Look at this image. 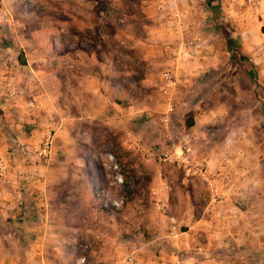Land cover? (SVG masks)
I'll return each instance as SVG.
<instances>
[{
    "label": "crops",
    "instance_id": "1",
    "mask_svg": "<svg viewBox=\"0 0 264 264\" xmlns=\"http://www.w3.org/2000/svg\"><path fill=\"white\" fill-rule=\"evenodd\" d=\"M197 39L191 59L172 58L183 40ZM155 67L164 69L153 77ZM171 67L180 78L174 122L156 147L180 151L189 135L211 182L186 186L175 166L156 168L155 202L138 210L130 233V221L100 204L96 190L66 185L72 174L61 153L44 163L36 152L69 111L166 113ZM0 157L8 167L0 264H115L132 252L137 264H264V4L0 0Z\"/></svg>",
    "mask_w": 264,
    "mask_h": 264
},
{
    "label": "rangeland",
    "instance_id": "2",
    "mask_svg": "<svg viewBox=\"0 0 264 264\" xmlns=\"http://www.w3.org/2000/svg\"><path fill=\"white\" fill-rule=\"evenodd\" d=\"M236 57L241 59L242 56ZM161 69L164 68L155 67L150 74L158 76L163 72ZM153 84L156 87L157 83ZM73 113L65 114L62 130L58 124L54 129L53 155L58 151L61 154L56 155L57 158L61 156V161L62 156L67 158L62 164L72 174L66 185L96 190L95 199L100 204L113 206L114 214L123 213L122 218L125 216L130 221V233L134 232L131 225L141 216L138 210L143 213L155 202L153 172L168 166L158 161L157 155L161 151L156 146L160 144L158 140L165 143L169 133L150 123L157 112L128 115L132 119L109 114ZM64 143L68 145L62 147ZM82 198L84 203L92 200L87 195ZM114 219L119 217L114 215Z\"/></svg>",
    "mask_w": 264,
    "mask_h": 264
},
{
    "label": "built area",
    "instance_id": "3",
    "mask_svg": "<svg viewBox=\"0 0 264 264\" xmlns=\"http://www.w3.org/2000/svg\"><path fill=\"white\" fill-rule=\"evenodd\" d=\"M248 5L258 8L264 4V0H247ZM160 10H166V4H160ZM174 20L178 22L181 21V14L178 11L172 13ZM200 39L197 40H183L179 46L174 47L171 51V56L174 59H179L182 55L188 54L191 59L194 56L196 48L202 47L200 44ZM210 52L206 51L204 58L210 56ZM179 75L176 67H171L166 69L163 74V94L167 99V111L166 113H161L153 118H151L150 123L161 130L166 131L170 134L171 126H173V118L175 114V104L173 102V93L179 85ZM30 106H34V102L29 103ZM56 133L53 128H49L43 140L37 150V155L40 160L44 163H48L53 156L54 139ZM158 161L165 164H170L175 166L182 175V183L186 186H191L196 181H203L210 184L211 179L208 172V167L203 162L196 161L193 156V148L191 145V139L189 135L183 137L182 144L180 146V151H173L160 153L157 155ZM8 174L7 164L0 157V181L3 180ZM156 192H153V195ZM158 201V200H157ZM220 201L219 192L217 189H212V200L213 204ZM158 205L163 206V203L158 202ZM115 264H137L136 252L129 253L124 258L118 260Z\"/></svg>",
    "mask_w": 264,
    "mask_h": 264
},
{
    "label": "trees",
    "instance_id": "4",
    "mask_svg": "<svg viewBox=\"0 0 264 264\" xmlns=\"http://www.w3.org/2000/svg\"><path fill=\"white\" fill-rule=\"evenodd\" d=\"M21 62L24 64L25 63V60L23 58V56H21ZM187 125L188 126H191L192 125V122H191V114L188 115V119H187Z\"/></svg>",
    "mask_w": 264,
    "mask_h": 264
}]
</instances>
